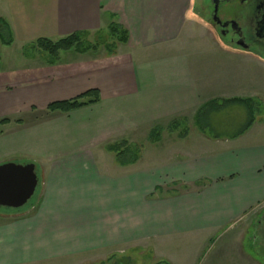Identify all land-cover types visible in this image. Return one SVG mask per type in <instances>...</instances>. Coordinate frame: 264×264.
Returning <instances> with one entry per match:
<instances>
[{
    "label": "crops",
    "instance_id": "obj_1",
    "mask_svg": "<svg viewBox=\"0 0 264 264\" xmlns=\"http://www.w3.org/2000/svg\"><path fill=\"white\" fill-rule=\"evenodd\" d=\"M194 1L0 0L14 44L111 24L129 36L122 56L69 67L64 77L45 78L57 75L53 67L3 80L0 72V121H10L0 127V166L32 163L40 181L24 212H0V264H261L252 253L264 247V142L249 139L264 123L254 121L232 141L205 135L218 146H198L206 156L169 166L141 167V158L120 165L108 150L119 140L131 149L174 121L197 125L219 101L247 112L246 101L264 99V87L205 77L199 60L213 57L220 42L205 33L206 15ZM197 40L203 44L191 45ZM95 89L99 104L47 111ZM38 110L48 116L27 120Z\"/></svg>",
    "mask_w": 264,
    "mask_h": 264
},
{
    "label": "rangeland",
    "instance_id": "obj_2",
    "mask_svg": "<svg viewBox=\"0 0 264 264\" xmlns=\"http://www.w3.org/2000/svg\"><path fill=\"white\" fill-rule=\"evenodd\" d=\"M194 5L196 10H199V12L202 14L205 13V15L207 14L208 10H210V0H195ZM203 9H205V11ZM205 17L206 20L203 23V25H205V33L208 34L210 38L213 36L216 38L217 36L215 35L213 26H211L209 23L207 15ZM218 41L220 42V51H217V53L211 58H207L205 56L202 60H199V62H202L201 70L206 74L205 77L208 79V81L213 80L216 82V80H218L219 85L226 84L227 86L234 88L249 85L251 87H255L257 91L264 87V55L252 50L250 52H246L251 54L250 58L252 57V59H239L240 56L237 58L222 52L225 49L239 51L244 50L239 49L238 47L229 46L228 44L223 43L220 39ZM85 42L86 43L84 47L86 48H88L90 45H97L98 49L96 52H88L86 54L77 53L75 51L61 53L60 59L54 65H48V61L50 59L47 52L38 47H34L35 43L26 46L13 44L12 47H3L0 45V67L1 72H3L2 80L7 74L13 75L14 78L22 77L23 73H27V71H24L27 70L26 68L30 70L38 67H53L54 69H59L57 70V75H49L45 76V78L51 79V77H64L68 74L69 67H90L92 66L91 64H100L104 60H108L116 56H122L128 51L126 48L127 45L123 46L116 44V42L110 38L108 29L87 34ZM199 44H203L202 41L197 40L194 42V44L191 43L193 46ZM209 61L213 62L210 66L208 64ZM208 66L209 69H207ZM28 78L29 84L36 83V79H33L34 77L32 78V76L28 75ZM44 81H46V79ZM255 93L257 94V92H252L253 95ZM263 103L264 99L261 97H257L251 101H246V104L250 105L249 108H247L248 110L246 109V112L243 111L241 106L239 107L238 105L227 104L223 105L224 102L219 101L216 103V105H210L200 112L197 118V125H195L193 120H190L186 123H178L176 127L177 131H173V133L170 132V129L167 126L166 129H164L163 134L160 135L161 137H159L160 140L158 142H156V139L150 140V137L147 139H138L136 142H133L134 144L132 145L131 150L133 151V154L138 153L137 155H139L141 158L139 165L141 167H151V165L169 166L180 161L190 162L197 157L206 156V154H200L202 152L199 151L198 146H202L204 144L211 146L215 145V143L211 144V140L217 141L214 140L216 137H218L220 142H224L232 141L233 136L240 135L241 132L244 131L250 116L253 117L255 122L264 123ZM34 110L35 108H33V111ZM242 112L245 113L242 114ZM34 114V117H29L27 120L30 121L31 119L35 118V116H37L36 119H45V116H48L46 112L41 110L36 111ZM202 128L204 130H202ZM185 132H188L189 134L187 139L183 141L178 135H183ZM145 133L148 134L147 132ZM150 133L151 131L149 134ZM259 134L263 135L260 136ZM205 135L210 136L211 140ZM249 141L264 142V130L262 127L259 128L258 126L255 129ZM121 142L125 141H115L114 144ZM138 150L139 152H137ZM111 161L112 160L109 159V162ZM38 193L39 188L36 190L34 196L28 202V204H26L21 209L17 210L1 207L0 212L7 214H18L24 212L36 200ZM252 234L254 235V232H252ZM252 257L254 260H259L261 264H264V247H259V250H256L255 253H252Z\"/></svg>",
    "mask_w": 264,
    "mask_h": 264
},
{
    "label": "trees",
    "instance_id": "obj_3",
    "mask_svg": "<svg viewBox=\"0 0 264 264\" xmlns=\"http://www.w3.org/2000/svg\"><path fill=\"white\" fill-rule=\"evenodd\" d=\"M108 32L110 35V38L116 42V44L119 45H128L129 36L125 29H123L121 26L117 24H111L108 27ZM87 34L85 33H75L70 36H67L65 38H62L57 41H52L49 39H39L35 42L34 47H38L40 49H43L45 52H47L49 56L48 65H54L56 62L60 59L61 53H68L75 51L77 53L86 54L88 52H96L98 49L97 45H90L88 48L84 47L85 40H86ZM14 44V39L11 34L10 26L0 18V45L3 47H12ZM34 44V43H33ZM0 63H1V57H0ZM1 72V67H0ZM233 102H240L244 103L243 100H237L233 99ZM229 102V101H226ZM232 102V103H233ZM100 103V92L98 90H90L87 91L71 100H65V101H57L51 103L47 111L50 113H62V114H69L71 112L77 111L79 109H82L83 107L95 105ZM230 103V102H229ZM247 105V104H246ZM10 121L5 119L0 121V127L9 124ZM17 123H22V121H17ZM178 123H186V121H174L169 125L170 132L173 133V131H177L176 127ZM254 123L253 117H250L248 124L246 125L245 129L250 128ZM164 129L162 128H155L151 131L149 134L150 140L156 139V142H158L161 137L160 135L163 134ZM188 132H185L183 135H178L181 140H185L188 137ZM109 152L115 153L117 161L120 165L127 164V158H133L132 162L136 163L138 159L140 158L139 155L136 153L133 154V151L129 148L126 142L116 143L113 145H110L108 147ZM139 152V150L137 151Z\"/></svg>",
    "mask_w": 264,
    "mask_h": 264
},
{
    "label": "flooded vegetation",
    "instance_id": "obj_4",
    "mask_svg": "<svg viewBox=\"0 0 264 264\" xmlns=\"http://www.w3.org/2000/svg\"><path fill=\"white\" fill-rule=\"evenodd\" d=\"M206 15L223 43L264 55V0H210Z\"/></svg>",
    "mask_w": 264,
    "mask_h": 264
},
{
    "label": "water",
    "instance_id": "obj_5",
    "mask_svg": "<svg viewBox=\"0 0 264 264\" xmlns=\"http://www.w3.org/2000/svg\"><path fill=\"white\" fill-rule=\"evenodd\" d=\"M39 183L32 163L0 166V208L21 209L32 199Z\"/></svg>",
    "mask_w": 264,
    "mask_h": 264
}]
</instances>
